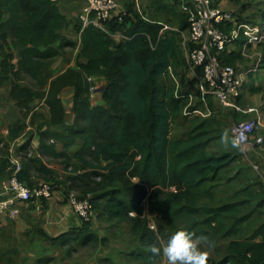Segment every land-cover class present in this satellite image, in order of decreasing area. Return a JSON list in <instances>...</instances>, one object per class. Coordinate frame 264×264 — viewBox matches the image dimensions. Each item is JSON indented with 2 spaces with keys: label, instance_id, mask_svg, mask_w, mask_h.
Returning a JSON list of instances; mask_svg holds the SVG:
<instances>
[{
  "label": "trees",
  "instance_id": "trees-1",
  "mask_svg": "<svg viewBox=\"0 0 264 264\" xmlns=\"http://www.w3.org/2000/svg\"><path fill=\"white\" fill-rule=\"evenodd\" d=\"M174 5L178 7L177 0ZM123 10L122 22L114 18L102 30L92 25L84 28L78 16L69 18L56 0H0V51L5 52L0 61V86H10V97L25 117L33 111L23 107L25 92L28 90L34 100L44 96L48 100L51 123L64 127L60 99L64 87L60 86L75 85L76 123L60 135L64 150L56 152L55 143L47 144L42 137L40 153L61 158L65 169L73 168L74 174L85 171L82 176H74L72 183L84 178L83 188L87 190L85 194H93L95 212L101 211V216L128 218L132 231L144 246L161 245L160 236L164 235L151 231L148 220L142 218L147 202L163 214H171L175 209V214L190 219L187 229L198 235H207L214 242L219 236L229 239L225 254L218 260H207V264H264V225L252 236L243 237L239 227L249 216L242 218V204H226L213 211L198 204L205 185L233 161L230 153H207L206 137L213 131L210 117L200 124L197 134L187 139L172 137L173 122L187 107L191 94L178 92L175 83H172L175 87L169 84L174 82L170 70L177 78L176 68L186 62L179 37L163 34V22L140 14L133 1ZM178 25L181 31H187L188 18L182 15ZM71 28L80 34L76 54L78 70L69 69L54 80L47 73V62L62 56L65 48L76 46L65 34ZM118 33L124 35L119 42L113 38ZM241 59L240 54L223 56V62L232 66ZM197 74L202 76V70L198 69ZM99 75L107 79L103 90L106 108L92 107L89 101L88 78ZM25 77L40 89L47 87L46 94L31 92L22 86ZM163 79L169 83H163ZM207 99L209 108L213 109L212 97ZM25 130L19 121L10 129V135L18 138ZM78 142L80 149L70 154L69 149ZM29 148L30 140H27L22 146L25 153L21 154L22 170L18 175L22 182L27 180L23 170L26 159H30L29 163H41L38 158L28 157ZM9 163L10 178L14 170L10 156ZM37 169L46 175L52 174L44 166ZM97 178L101 180L98 184ZM162 187H168L172 193L164 196ZM98 191L102 193L96 197L94 192ZM230 220L234 225L228 224ZM82 224L86 231L91 227ZM159 257L151 251L143 256L150 263Z\"/></svg>",
  "mask_w": 264,
  "mask_h": 264
},
{
  "label": "crops",
  "instance_id": "crops-1",
  "mask_svg": "<svg viewBox=\"0 0 264 264\" xmlns=\"http://www.w3.org/2000/svg\"><path fill=\"white\" fill-rule=\"evenodd\" d=\"M131 1L135 3L136 9L142 8L144 15L149 16L150 0ZM122 2L123 0H120L124 9ZM66 3L64 5L59 3L61 11L69 18H73L80 13L85 0H68ZM65 34L76 46L73 58L66 57V54L60 56L58 64L63 65L61 74L69 69L78 70L76 54L81 43L80 34L72 28ZM113 38L119 42L124 35L118 33L113 35ZM92 78L95 89L89 93L90 104L92 107L106 108L103 90L107 86V79L101 75ZM4 86L6 88L1 90ZM4 86H0V198L4 195V183L12 171L9 156L17 152L25 153L22 151V146L27 140H30L29 158H38L41 163H29L30 159H26L23 166L27 179L25 182L33 184L38 179L52 176L58 178L57 175L62 176L61 174L64 173L68 175L65 179L69 178L67 181L71 183V188L79 193L83 191L84 178L77 179L75 183H72V179L76 175H84L85 171L75 174L70 173L69 170L66 172L64 167L62 168L61 158H54L48 154L42 155L39 150L42 137L47 144L55 143L56 152L64 150L60 135L66 133L67 129L76 123V115L73 112L75 86L64 87L60 94L64 127L51 123L48 106L39 109L36 105L27 117H22L23 114L17 102L10 97V86ZM194 88L197 91L193 94L198 93L197 83L189 90ZM36 111L38 115H45V121H36V117H32ZM222 111L227 110L222 109ZM19 121L25 125L26 130L20 137L13 138L10 135V129L14 128ZM2 145H5V148ZM79 149L80 142L71 147L69 153L72 154ZM40 166H44L52 174L46 175L40 172L37 169ZM101 193V191L95 192L96 197H99ZM19 207L20 215L16 220L0 218V264H13L14 258L19 264H133V254L144 249V245L132 234L128 218L99 215L95 224L86 231L82 221L67 202L65 192L56 193L46 202L20 203ZM98 212L101 213V211Z\"/></svg>",
  "mask_w": 264,
  "mask_h": 264
},
{
  "label": "rangeland",
  "instance_id": "rangeland-1",
  "mask_svg": "<svg viewBox=\"0 0 264 264\" xmlns=\"http://www.w3.org/2000/svg\"><path fill=\"white\" fill-rule=\"evenodd\" d=\"M56 1L61 5H64L67 4L66 2L68 0ZM130 2L131 0H123V8H125ZM174 2L175 0H150L148 4L149 19L156 21L159 20L170 26H178L182 14L179 12V8L175 7ZM214 2L222 9L232 11L245 20H250L253 23L264 24V0H214ZM183 34H186V32H184ZM74 51V47L65 48L63 50V54H66V57L71 56L73 58ZM4 54L5 52L0 51V61L2 59L1 55ZM242 58L243 59H241L237 63V67H248L250 65L256 64L257 60H261L258 73H256L253 77L251 76L250 81H248L245 86V93L241 99L240 104L243 108H259V110L263 112L264 121V44L257 46L254 49H250L249 55L247 57L242 56ZM17 60L18 58L16 59V62ZM59 61L60 57L47 62V64H49L47 73L51 75L54 80H56L63 74H61L63 65H59ZM175 73L177 75V83H169L168 79H163V83H169L173 87H175L173 85L175 83L178 92H187L189 88L194 85L193 78L195 76L193 74H190L192 72L186 62L180 64L176 68ZM24 81L25 82L22 83V86L29 88V91L31 92H44L46 94V92L48 91L47 87L44 89H40L39 86L28 77H25ZM69 85L75 86L73 83H66V85L64 84L63 86H60V88ZM1 88V90H3V88H6V86ZM56 88H58L59 90V87ZM56 88L54 89V91L56 90ZM196 91L197 90L194 88L193 90L190 89L188 92H192L191 94H193ZM56 94L57 93H55L54 96H56ZM31 96L32 94H29L27 90L23 97V100L25 101L23 107H29V109L31 108L32 110H34L36 105L39 109L47 106L48 100L45 99L44 96L43 98H36L35 100L31 98ZM197 97L194 96L193 100L189 99V101L187 102V107H185L175 118L172 126V137L176 139H187L189 136L197 134L199 131L196 132V130L200 126V124L205 121L204 119L210 117V119L208 120H211L212 122L213 131L211 132V135L209 137H206V142L208 144L207 153L210 155L230 153L233 156V161H231L228 165H226L224 169H222L218 173L217 178L205 185L198 204L202 208H209L211 211L216 210V208L224 206L226 204H242L243 206L240 209L241 216L242 218L249 216V219L241 227H239V229L242 230L243 237L252 236V234L257 229L264 225V203H262V201L264 200V186L262 184L260 175L253 168V164L258 161L257 155L253 153L254 151H248L247 146H238L234 141L232 130L239 123L251 120L253 116L242 113H235L229 110L222 111V109L218 107L216 103H213V109L209 108L212 112V116L207 117L196 115L194 113L188 114L191 113L189 109L192 110L197 108L200 111L204 112L207 108L206 105H208L209 107L208 100L206 102L207 104H205L200 100L199 97ZM30 101L34 102L32 103ZM37 112L38 111L34 112L36 114L35 120L40 122L45 121V115H38ZM22 117H24V115H22ZM263 133L264 130H260L259 132L255 133L254 137H256L258 134ZM13 154H18L21 156V154L18 152ZM62 168L66 172L69 170L65 169L64 165L62 166ZM61 175L62 176L57 175L59 176L58 178L52 176L50 178L45 177L42 179H38L37 181H47L55 184L58 187V190L55 192V194L61 191L65 192L66 196L69 191H72L79 197L84 196L87 190H83L80 193L77 192V190L71 188V183L67 181L69 178L65 179L68 175H65L64 173H62ZM100 181L101 180L97 179L96 183L98 184ZM162 190L164 192V196L172 193V191L168 187H162ZM143 212L144 216L142 218L148 220V226L150 230L155 233H164V235L160 236L161 245H163L166 242L167 238L175 231L182 228L187 229L190 224V219L175 214V209L171 210V214H163L161 212H158L157 210H154L153 206L146 202L145 206L143 207ZM100 214L101 213L96 210L94 220L88 225L93 226L96 220L99 219ZM228 224L232 226L234 225V222L230 220L228 221ZM150 226H153L154 228H151ZM130 228L132 234L135 235V237L139 240L138 234L132 231L131 223ZM215 243L216 247L214 246L210 250V254L208 256L209 261L218 260L225 254L229 239H223L222 236H219L216 238ZM202 246L205 248L207 247L206 244ZM143 248L144 249L142 251H138L133 254V264H165V259L163 258V256H160L153 263L148 262L147 259L143 258V256L151 250L147 246H144ZM13 260V264H19L17 259L14 258Z\"/></svg>",
  "mask_w": 264,
  "mask_h": 264
},
{
  "label": "built area",
  "instance_id": "built-area-1",
  "mask_svg": "<svg viewBox=\"0 0 264 264\" xmlns=\"http://www.w3.org/2000/svg\"><path fill=\"white\" fill-rule=\"evenodd\" d=\"M177 3L179 12L189 21V27L184 31L186 34L179 29V25L176 27L164 23H161L164 25L161 32L179 37L178 43L187 65L197 79L198 94H190L189 99L198 96L207 104V97L210 96L221 109L253 116L251 120L236 125L232 134L238 146H247L248 151H254L257 155L258 161L253 164V168L260 175L264 186V133L254 137L255 133L264 130L263 112L257 107L243 108L240 104L245 86L250 77L258 73L261 60L242 68L223 62L225 54L247 57L250 49L263 45L264 24L243 20L232 11L217 6L214 0H177ZM137 10L143 13L142 8L138 7ZM124 15L119 0H85L78 18L84 28L92 25L105 30L106 22L114 18L122 22ZM198 69L202 70V76L197 74ZM170 72L172 80L177 83L172 70ZM88 82L91 84L90 92L94 91L93 78L89 77ZM206 107L204 112L195 109L188 114L211 116V110L208 105ZM21 161V156L10 155L14 170L4 183V195L0 198V218L16 220L20 215V203L48 201L58 190L55 184L47 181H37L33 185L20 181L18 175L22 170ZM69 171L73 173V168L70 167ZM92 199L91 193L83 197L72 191L67 194L72 210L85 224L91 223L96 215Z\"/></svg>",
  "mask_w": 264,
  "mask_h": 264
},
{
  "label": "clouds",
  "instance_id": "clouds-1",
  "mask_svg": "<svg viewBox=\"0 0 264 264\" xmlns=\"http://www.w3.org/2000/svg\"><path fill=\"white\" fill-rule=\"evenodd\" d=\"M214 243L207 235L182 228L171 234L163 245L152 244L150 250L153 256H163L165 264H207ZM205 244L206 248L202 246Z\"/></svg>",
  "mask_w": 264,
  "mask_h": 264
}]
</instances>
